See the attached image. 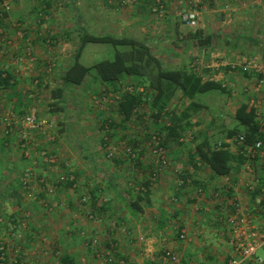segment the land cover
Returning <instances> with one entry per match:
<instances>
[{
    "label": "crops",
    "instance_id": "obj_1",
    "mask_svg": "<svg viewBox=\"0 0 264 264\" xmlns=\"http://www.w3.org/2000/svg\"><path fill=\"white\" fill-rule=\"evenodd\" d=\"M58 1H52V6L45 12L37 0H13L11 10L0 15V70L8 72L9 77L8 82L1 81L6 84L0 85V107L16 115L36 108L38 115L54 119L56 123L52 132L55 141L49 140L45 134L28 132L34 151L48 148L56 158L51 164L41 161L35 164L37 155L34 152L31 157L22 153L20 128L15 127L7 134L0 121V243L7 251L4 263L0 264H63V256H69L75 264H108L96 257L92 245L94 237L99 240L96 248L114 246L124 264H169L163 259L165 248L177 254L178 260L173 264H228L239 256L233 243L234 232L221 213L223 205L212 204L210 200L224 185V175L214 172L206 162L198 161L199 140L193 137L180 142L171 140L167 144L172 163L181 165L189 179L180 186L171 166H165L155 173L157 163L149 151L147 139L158 126L167 122V117H160L157 122L146 120V115L153 111L149 98L140 107L144 115L140 112L139 116L124 122L118 104L105 110L95 102V97H102L104 92L112 90L111 85L90 80V76L79 85H66L63 75L80 45V31L99 33L104 31L103 28H110L116 30L117 36L140 39L136 35L140 29L155 34L166 27V31L175 33L176 45L169 52L174 64L172 67L202 66L198 65L201 63L199 51L207 52L212 57L209 63L203 65L209 68L208 76L222 83L226 80L232 83L233 86L228 87V96L234 100L229 111L231 115L240 102L250 104L252 98H264V80L248 71L231 70L229 66L221 64L230 56L213 37L212 44L203 49L196 47L194 42L176 39L177 32H182L180 29L184 24L179 22L180 17L169 5L174 6L180 0H166L167 13L163 18H158L160 20L150 10V0H140L135 5L125 7L120 5V0H103L106 3L103 5L101 0H62L67 7L73 5L74 9L71 10L55 8ZM221 2L231 3L233 9L241 4L249 12L254 10L249 0ZM205 3L201 0V5ZM256 6L262 13L253 17L264 18V4ZM232 13H223L226 21L232 19ZM263 22L261 31L264 35ZM216 32L225 36V43L231 47L238 46L242 38L253 45L259 41L260 46L264 47V36L255 37L252 29L237 28L234 42L228 35L232 31L222 29ZM48 37L52 40L51 44L46 40ZM145 41L151 44L150 40ZM190 45L195 47L192 55L197 54V57L191 56ZM247 47L246 51L252 45ZM246 54H259L264 58L262 51ZM162 60L169 65L164 58ZM49 61H54L55 66L49 74L48 83H45L43 77ZM222 67L227 69V74L221 72ZM36 79H40V82L36 83ZM126 80L133 79L128 76ZM258 81H261V89L257 93L253 88ZM79 86L83 87L82 100L85 101L76 117L71 112L68 98L70 90ZM58 88L64 90H58L60 96L57 97L54 90ZM187 104L188 100L178 96L170 103L176 111H181ZM258 109L264 118V102L259 104ZM225 116L220 111V119ZM109 121L113 126L106 128L105 122ZM198 121L196 117L191 118L193 132L201 135L208 126ZM232 124L233 120L229 125L220 120L218 127H230ZM228 138L226 135L223 140ZM133 146L140 149L135 160L128 153ZM234 149L231 151L235 153ZM108 150L115 153L111 159L106 157ZM246 161L233 162L231 184L225 185L228 187L223 194L227 206H231L233 198L251 208L256 205L254 194L247 186L252 182V174L242 167ZM263 161L264 153L253 162L259 174L257 185L260 194H264ZM65 162H69L74 169L77 186L66 181L53 194L46 192L40 183L41 177L48 181L55 180L66 170ZM28 166H34L35 175L30 181L29 191H26L21 178ZM142 183L146 190L140 188ZM144 191H147V196ZM27 192H31V196ZM83 193H87L90 199L85 206H80L79 197ZM173 197L177 200L173 201ZM42 199L50 204L56 201L57 205L46 207ZM88 210L92 211L93 217L86 215ZM13 217L26 223L25 229L17 228L24 236L21 239L16 237V232L8 230ZM262 219L259 217L255 220V225H261ZM176 226L186 229L187 239L178 238ZM260 248L256 250V255ZM40 257L43 258L39 261ZM245 264L258 263L253 258Z\"/></svg>",
    "mask_w": 264,
    "mask_h": 264
},
{
    "label": "built area",
    "instance_id": "obj_2",
    "mask_svg": "<svg viewBox=\"0 0 264 264\" xmlns=\"http://www.w3.org/2000/svg\"><path fill=\"white\" fill-rule=\"evenodd\" d=\"M140 0H120L121 6H131L133 4L138 3ZM213 4L218 5L221 3L222 0H210ZM253 4H264V0H249ZM13 0H2L0 6V15H4L6 12L11 10ZM183 0L178 2V7L176 6L175 12L180 17V19L189 26L195 27L198 25L200 21V17L202 15V8H206L207 5H201V0H193L189 4L183 3ZM248 2V1H247ZM246 3V2H245ZM247 4V3H246ZM150 10L154 15L159 18H163L167 12V5L166 0H150L149 4ZM223 11L224 12H231L234 11L233 7L230 3L223 4ZM42 14V12H40ZM48 43L51 44L52 40L48 39ZM28 53L31 54V50L28 48ZM34 57L32 56V59ZM223 65L229 66L231 70H243L248 71L250 73L255 74L256 76L261 77V80H264V58H262L259 54H241L238 55L237 58H227L222 61ZM55 66L54 61H49L46 65L47 72L43 77L45 83H48L49 74L53 71ZM195 71H199L204 78L209 77L208 75L203 74L200 71L199 66H192ZM214 78V77H211ZM36 83L40 82V79L35 80ZM226 87H232V83H222ZM261 89V81H258L253 88L254 92H259ZM144 91L142 86H135L134 83H125L122 82L120 84L119 90L116 92L113 91H106L104 92L103 96L95 97V102L98 105L102 106V109L109 110L111 109L112 105H116L118 101L122 97V93L124 92H134V91ZM264 102L263 99H256L252 98L250 100V105H253L257 108L258 117L260 119L261 124L264 126V118L261 116L260 111L258 109L259 104ZM0 121L4 124V132L9 133L15 127L20 128V144L22 148V153L26 157H31L32 153L37 155V159L34 158V163H38V161L51 164L56 161V158L52 156L51 151L48 148H42L39 151H34V147L32 146V142L28 137L29 131H36L42 134H45L49 140L55 141V134L52 133L56 127V123L54 119L49 117L40 116L38 115L37 109L32 108L28 113L23 115H16L13 111L3 109L0 107ZM138 109V108H136ZM135 109V111H136ZM140 109V108H139ZM173 109L171 105L167 106L163 114L169 113V111ZM146 120H152L151 114L146 115ZM169 123V122H167ZM193 124L195 122L193 121ZM106 128L109 127V122H105ZM194 126L192 129L185 130L183 135L179 138L180 141H186L187 139H192L194 137ZM165 133L162 131H153L150 133L149 138L147 139V144L149 147V151L151 155L154 157L157 163V170L162 169L165 166H171L174 172L177 174L178 177V185L183 186L188 179L184 168L181 165L173 164L170 157L168 147L164 144ZM226 145L224 147L229 148L230 150L234 149L236 152L241 153L247 158V161L242 163V167L247 171L251 172V183L247 184L250 192L254 194V203L256 204L254 208H251L245 205L241 200L237 198H233L231 201V206H227L223 200L224 197V190L230 186L232 176L230 174L224 175V185L218 191H216L210 200L212 204H220L223 205V210L221 211L223 217H225L230 225L232 226L234 236H233V243L236 246L239 256L231 259L228 264H245L247 260L253 259L258 264H264V259L258 255H256V250L258 248L264 249V194L258 193V185L257 183L259 180V174L256 171V166L254 165V161L257 157L263 154L261 149L262 142L258 141L255 144H250L246 142V138L244 133L240 132L236 135L229 137L224 142ZM218 146H223V142H219ZM36 150V149H35ZM139 147H130L128 149V153L131 157L135 160L138 158ZM114 151L108 150L106 152V157L111 159L114 157ZM201 161L200 157H198V161ZM264 163V161H263ZM65 171H63L58 177L55 178L53 181L46 180L45 177H41L40 183L43 186V189L53 194L56 189L60 186L61 183L71 181L73 186H77V179L76 176L73 174L74 169L71 167L69 162H65ZM35 175L34 166H28L21 178L22 186L27 191L30 188V181ZM225 185H228L225 187ZM142 190H146L147 187L141 185L140 187ZM264 190V187H263ZM29 191V190H28ZM28 193V192H27ZM31 196V192L28 193ZM90 197L87 193H83L79 197L80 206H85ZM177 198L173 197V201H176ZM41 202L46 204V207L53 208L57 205V202L54 201L52 204L48 200H41ZM86 215L88 217H93V213L91 210L86 211ZM259 217H263L261 225H255V220ZM20 227L21 229L26 228L25 221H20L16 218H13L12 222L8 225L9 232H16V237L21 239L23 236L21 231H18L17 228ZM178 231V238L179 239H187V232L185 228L175 227ZM17 230V231H16ZM99 240L98 238L94 237L92 239V245L95 247L96 257L101 260L102 263L108 264H124L125 261L123 259L118 260L117 255L115 253L116 249L113 247L105 248L104 246L98 247ZM7 257V251L3 244H0V262L4 263ZM163 259L165 262L169 264H173L178 260L177 254L170 248H165L163 250Z\"/></svg>",
    "mask_w": 264,
    "mask_h": 264
},
{
    "label": "trees",
    "instance_id": "obj_3",
    "mask_svg": "<svg viewBox=\"0 0 264 264\" xmlns=\"http://www.w3.org/2000/svg\"><path fill=\"white\" fill-rule=\"evenodd\" d=\"M38 1L40 8L46 12L52 6V1L54 0ZM179 22L186 25L181 19ZM186 26H188L187 30L180 32L181 35L178 33L179 31L177 32L176 39L181 38L186 42H194L200 49L212 44L213 35L205 31L204 27ZM80 32V45L73 54L72 63L64 72V83L66 85H79L84 82L87 76H90V80L94 79L96 82L111 85L112 90L108 91H118L122 82L142 86L144 91L137 90L122 93V97L117 103L119 111L123 115L122 120L127 122L132 117L139 116L141 112L139 108L149 98L153 111L150 113L152 120H148V122H157L163 116H166L167 122H169L163 123L156 129L165 133L164 144L167 147L168 142L171 140L179 141L185 130L193 128L191 118L197 117L199 111L206 107L201 95H207L211 91L229 94V88L224 86L221 81L215 80L210 76L204 78L199 71H195L191 67H170L166 65L162 58L153 51L151 44L145 40L132 36H117L110 33L96 34L88 30ZM48 39L51 38L48 37L46 40L48 41ZM89 42H111L116 46H124L125 48L116 49L112 58L101 59L86 65L80 58L83 49ZM262 54L264 56V47ZM128 76L133 80H126ZM3 80L5 82L9 81L8 72L0 70V83ZM2 84L6 83L3 82L0 85ZM58 90L63 91L64 88L54 90L57 97L60 96ZM176 96L188 100V104L181 111L171 109L169 113L163 114L164 109L170 105ZM257 111V108L248 102H240L234 114L231 115L232 126L224 127L223 132L225 137L226 135L232 137L242 132L245 135L246 142L250 144L261 141V149L264 153V126L260 122ZM141 114L144 115L145 113L141 112ZM198 122L200 123V121ZM212 123L214 125L215 121ZM109 125V128H111L113 123L109 121ZM194 138L199 140L197 142V150L201 162H206L219 175L230 174L234 168V161L239 163L247 159L241 153H234L229 148L224 147L226 144L223 138L220 140L214 139L211 127H208L201 135L194 133ZM220 141L223 142V146L219 147L218 143ZM143 185L145 186V184ZM144 195L147 196V191H144ZM13 218L10 222H12ZM117 252L115 251L116 255ZM118 260L120 259L118 258ZM62 261L63 264H75L74 260L70 259L69 256H63Z\"/></svg>",
    "mask_w": 264,
    "mask_h": 264
},
{
    "label": "rangeland",
    "instance_id": "obj_4",
    "mask_svg": "<svg viewBox=\"0 0 264 264\" xmlns=\"http://www.w3.org/2000/svg\"><path fill=\"white\" fill-rule=\"evenodd\" d=\"M186 5L189 4L190 2H192L193 0H183ZM204 2H206L207 7L206 8H202V14L203 17L200 18V21L198 23L197 26H202L204 27L205 31L210 32L213 35V39L216 42H220V44L222 45V48H224L223 50L225 52H227V54H229L228 58H237L239 54H246L247 52H258V51H262L263 46H260L259 41H256L255 45L248 43V40L246 38H242L239 40V44L238 46L235 47H231L230 44H226L225 43V36L223 35H218L217 32L215 33V31H222V29H226V30H230L232 31L231 34H228L231 36V42H234L235 38H236V34L235 30L237 28H241V29H252L253 35L255 34V37H263V32L261 31L263 28L262 27V21H264L263 17L260 16V19L253 17L255 14L257 15L259 12H261V9H257L256 4L254 5V10H252V12H249L246 7H242L241 4L236 6V9L233 11L231 16V20L230 21H226V17L223 13H225L223 11V4L224 3H219L218 5L213 4L212 2H209L207 0H202ZM176 2V1H174ZM59 3V4H58ZM57 3L58 7H56L57 5H55V8L57 9H65V10H71L74 9L73 5L67 7L65 6V2L63 4L62 0H59ZM101 5L106 4L103 0H101ZM231 4V3H230ZM85 5V4H83ZM178 5V3L174 4V6L172 4L169 5V8H173V10L176 9V6ZM172 6V7H171ZM252 6V5H251ZM125 7V6H124ZM178 7V6H177ZM240 7V8H239ZM106 9V8H104ZM254 11V12H253ZM167 13V12H166ZM254 13V14H253ZM227 15V14H226ZM264 15V13H263ZM156 17V16H154ZM228 17V16H227ZM248 17V18H246ZM157 20L159 17H156ZM76 20V19H75ZM154 20H156L154 18ZM146 23H149V21H146ZM264 23V22H263ZM196 26V27H197ZM186 25L181 27V31H186L187 30ZM162 31H159L158 33H150V32H146L145 30H138L136 32V35L142 39V40H150L151 41V46L153 48V51L160 55L162 58H164L166 60V63L169 64L170 67L174 66L172 59L170 58V54L169 52H171L176 45L175 42V33L171 32V31H166V27L162 28ZM102 32H96V34H115L116 35V30H111L110 28H103ZM165 31V32H164ZM261 33V34H260ZM260 34V35H257ZM239 36V35H238ZM76 39V36H75ZM239 39V37H238ZM248 45H252L251 48H249L248 51H246V49H248ZM196 46V44H195ZM197 47V46H196ZM208 47V46H207ZM124 46H116L114 44H112L111 42H89L86 46V48L84 49L83 53H82V57H81V61L84 64H92L96 61H99L101 59H106V58H112L115 54L116 49H124ZM190 54L192 57H197V54L194 56L192 55L195 49L194 46L190 45ZM219 48V47H218ZM226 49V50H225ZM199 57L198 59L200 60L201 63H198V65H202L199 66L200 67V71L202 73H205V75H208V67H204L203 65H206L207 63L210 62V60L212 59V57L207 53V52H201L199 51ZM224 52V53H225ZM226 54V53H225ZM209 55V56H208ZM172 57V56H171ZM227 59V58H226ZM240 70V69H238ZM241 71V70H240ZM221 72L224 74H227L228 71L227 69H225L224 67L221 68ZM230 79V78H228ZM229 80H226V83H228ZM89 83H87L88 85ZM82 86L79 87H73L70 90V96L68 98V101L70 103V105L72 106L71 108V112L72 114L78 115V111L79 109H81V106L84 107V101L82 100ZM85 89V88H84ZM89 95V93H88ZM205 95V96H204ZM201 95V99L203 102L206 103V107L202 108L198 115H197V119L200 120V123L203 126H208L211 127V133L214 139L220 140V139H224V133H223V128L218 127L219 126V122L221 121H226V123L229 125L231 124V112L230 109L232 108V106L234 105L232 103L233 98H229V96L227 94H220L218 91H211V93L209 94H204ZM231 101V102H230ZM212 107V108H211ZM220 111L224 112L226 114V116L224 117V119H220L219 115H220ZM215 118V119H214ZM211 119L215 121V124L213 125V123L210 121ZM260 254V255H258ZM258 256L262 257L264 259V249L260 248V250L258 251ZM41 256V254H40ZM43 257L39 258V261L42 259Z\"/></svg>",
    "mask_w": 264,
    "mask_h": 264
}]
</instances>
